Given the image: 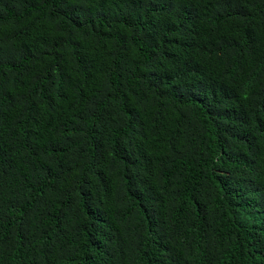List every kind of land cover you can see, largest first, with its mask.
I'll list each match as a JSON object with an SVG mask.
<instances>
[{
    "label": "trees",
    "instance_id": "1",
    "mask_svg": "<svg viewBox=\"0 0 264 264\" xmlns=\"http://www.w3.org/2000/svg\"><path fill=\"white\" fill-rule=\"evenodd\" d=\"M0 264H264V0H0Z\"/></svg>",
    "mask_w": 264,
    "mask_h": 264
}]
</instances>
